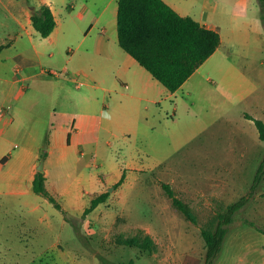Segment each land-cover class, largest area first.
Returning <instances> with one entry per match:
<instances>
[{"label": "crops", "instance_id": "obj_1", "mask_svg": "<svg viewBox=\"0 0 264 264\" xmlns=\"http://www.w3.org/2000/svg\"><path fill=\"white\" fill-rule=\"evenodd\" d=\"M118 1L0 0V198H8L0 209L19 213L16 222L25 226L20 233L31 236L25 248L36 252L35 223L54 217V204L33 190L44 159L47 188L66 214L58 239L43 252H56L68 264H100L97 250L87 252L88 261L80 260L71 216L83 215L95 195L145 167L133 156L127 164L106 168L103 154L114 140L153 132L155 147L172 146L178 153L220 124L234 123L236 109L239 118L256 105L257 117L264 120L259 0H165L221 35L217 50L176 91L121 46ZM43 4L57 21L46 37L32 22L33 9ZM16 136L21 144L14 142ZM261 154L263 159L264 149ZM81 162L84 168L78 170ZM104 204L87 215L94 216ZM63 240L73 245L63 246ZM224 245L213 264H264V233L243 234L240 248L231 252H224Z\"/></svg>", "mask_w": 264, "mask_h": 264}, {"label": "rangeland", "instance_id": "obj_2", "mask_svg": "<svg viewBox=\"0 0 264 264\" xmlns=\"http://www.w3.org/2000/svg\"><path fill=\"white\" fill-rule=\"evenodd\" d=\"M2 29L0 24V31ZM168 108L172 119V108ZM197 110H201L200 105ZM248 113L257 117L256 105ZM238 116L236 109L234 123L220 124L216 131L205 133L178 153L172 146L170 149L166 145L155 147L153 132H148L147 137L114 140L103 154L106 168L118 162L127 164L133 156L139 157V165L145 167L135 169L122 185L110 191L107 204L94 216H71L89 238L80 237L73 227L76 246L81 247L80 260L88 261L87 252L93 255L97 250L120 264H128L131 259H135V264H204L206 246L201 228L211 226L219 211L243 195H249L250 202L230 224L223 251L240 248L243 234L264 233V180L254 194H249L262 159L264 141L255 134L256 126L248 121L250 118L244 114ZM13 140L22 143L20 137ZM165 153L169 155L165 157L167 160L152 167L155 159L164 157ZM105 167L94 169L103 171ZM78 168L82 170L84 163H79ZM163 181L171 183L178 196L198 216L197 223L174 206L162 187ZM7 201L4 196L0 198V203ZM51 209L54 217L48 216L34 225V243L42 251L37 248L34 253L25 248L31 236L20 233L25 232V226L16 222L21 220L19 213L0 209V264H68L58 259L56 252H43L58 239L62 229L64 212L55 205ZM146 235L155 243L151 254L139 246L121 243L128 237L138 236L142 240ZM62 245L73 243L63 240ZM41 253L42 257H38ZM97 260L101 264L99 257Z\"/></svg>", "mask_w": 264, "mask_h": 264}, {"label": "trees", "instance_id": "obj_3", "mask_svg": "<svg viewBox=\"0 0 264 264\" xmlns=\"http://www.w3.org/2000/svg\"><path fill=\"white\" fill-rule=\"evenodd\" d=\"M118 3V31L121 46L171 91L181 87L221 44L219 31L202 25L191 16L181 15L165 0H119ZM259 3L264 21V0H259ZM32 22L43 37L50 35L57 25L52 9L46 4L33 9ZM246 116L254 121L261 140H264V120L249 113H246ZM256 172L249 194H254L264 180V157ZM46 179L44 171H38L33 180V190L48 198L66 214L57 197L47 188ZM124 179L125 174L115 186L122 184ZM161 184L174 206L189 220L197 223L198 216L178 196L172 184L164 181ZM110 195V191L95 195L86 207L83 217L99 204L106 202ZM249 202V195L241 196L219 211L211 226L201 228L206 246L204 264L215 262L223 248L230 224L234 222L236 214ZM250 223L255 225L254 222ZM73 226L77 234L85 239L86 235L82 232L81 226L75 222ZM121 243L139 246L148 254H151L150 252L155 248V243L149 235L142 240L138 236L128 237ZM97 256L101 264H120L102 253L97 252ZM128 264H135V259H131Z\"/></svg>", "mask_w": 264, "mask_h": 264}, {"label": "water", "instance_id": "obj_4", "mask_svg": "<svg viewBox=\"0 0 264 264\" xmlns=\"http://www.w3.org/2000/svg\"><path fill=\"white\" fill-rule=\"evenodd\" d=\"M38 169H39V171H43L44 170V159L41 160V162H40V164L38 166ZM112 189H113V187L110 188L109 190L111 191Z\"/></svg>", "mask_w": 264, "mask_h": 264}]
</instances>
